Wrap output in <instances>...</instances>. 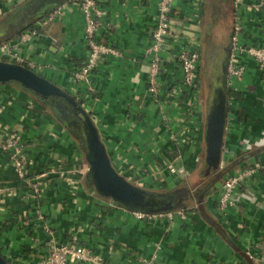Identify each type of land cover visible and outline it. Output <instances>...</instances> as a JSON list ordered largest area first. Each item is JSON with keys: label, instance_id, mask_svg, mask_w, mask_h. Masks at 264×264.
<instances>
[{"label": "crops", "instance_id": "obj_1", "mask_svg": "<svg viewBox=\"0 0 264 264\" xmlns=\"http://www.w3.org/2000/svg\"><path fill=\"white\" fill-rule=\"evenodd\" d=\"M22 1L27 0H0L5 15L0 23ZM51 1L47 13L60 9V14L31 40L22 42L20 30L38 19L41 5L21 9L26 11L23 22L0 27L6 57L16 54L80 100L111 164L127 181L145 190L175 187L200 161L206 117L202 89L196 114L180 91L182 71L175 52L190 35L201 41L208 24L219 35L237 16L242 39L259 43L264 12L252 8L257 0H179L171 22L179 38L164 57L158 78L162 93L156 97L147 91L146 48L157 20V0H98L103 25L97 39L121 54L105 55L85 80L73 76L86 57L84 16L67 0ZM243 60V80L228 97L235 111L222 142L221 164L231 165L226 173L264 159V145L248 151L240 147L242 139L254 141L264 134V79L253 59ZM7 133L20 135L28 173L42 180L36 199L27 196L25 181L16 177L1 149ZM178 153L186 172L173 176L164 167ZM84 161L80 142L50 109L19 85L0 83V252L9 264H36L46 252V227L59 241L77 234L104 264H137L139 258L152 264H264V171L252 180L236 209L220 211L218 188L208 185L187 199L184 217L144 220L98 194L87 181ZM36 206L42 211L39 220Z\"/></svg>", "mask_w": 264, "mask_h": 264}, {"label": "built area", "instance_id": "obj_2", "mask_svg": "<svg viewBox=\"0 0 264 264\" xmlns=\"http://www.w3.org/2000/svg\"><path fill=\"white\" fill-rule=\"evenodd\" d=\"M68 4L76 5L84 16V43L86 46V57L82 64L74 71L73 76L78 80H85L88 74L101 62L102 58L107 54L120 55L121 52L111 46L100 42L97 39L98 30L102 27L103 10L98 4V0H67ZM179 0H157V20L155 28L151 34V41L146 48V58L148 61L147 72V91L154 97L162 93L159 88V73L163 67L164 57L167 53L175 48V44L179 35L171 27L173 18V9ZM252 8L257 11L264 12V0H257L252 4ZM3 10L0 7V14ZM60 14V9H55L42 17L38 18L34 23L26 29L20 31V40L27 42L37 36L42 27L48 25L54 18ZM237 16L233 23L232 34L230 39V48L226 60L225 87L226 89L235 90L238 82L243 80L246 65L243 60L244 56H248L254 60L257 69L264 79V26L260 28L261 41L257 44L242 39V25ZM202 44L200 39L190 35L187 37V44L175 52V59L180 64L182 71V79L180 83V91L186 94L191 113L196 114L200 108V90L201 83L199 79L200 60L202 55ZM7 46H0V60L24 64L23 59L16 54L6 57ZM29 68H33L31 64H25ZM230 98L227 97V116L226 123L230 113L235 110L229 103ZM264 104V100L262 101ZM225 123V129H226ZM225 132V131H224ZM264 134L257 140L250 141L242 139L240 142L241 149L250 150L254 146H263ZM1 149L9 155V160L16 177L24 180L27 186V196L36 199L40 192L42 180L40 177L31 176L29 174V160L26 154L25 146L19 134L7 133L4 138ZM181 155L178 153L175 161L167 162L165 169L170 175L178 176L185 174V168L179 164ZM84 168L89 169L87 161H84ZM219 164V169L223 165ZM28 165V166H27ZM264 171V159L257 160L248 165H241L237 169L224 174L221 186L218 188L217 205L220 211L226 213L229 210L236 209L240 202L244 199L247 188L251 185L252 180ZM34 177V178H33ZM188 207L176 210L162 211H142L131 210L135 218L144 220H167L172 221L175 215L184 217ZM34 216L37 220L42 218V211L39 206L34 208ZM48 239L46 240V252L41 256L36 264H78V262H86L88 264H104L97 254H94L90 248L80 243L77 234L71 233L67 241H59L52 229L46 227ZM1 253V252H0ZM5 257V256H4ZM7 260V258L5 257ZM8 261V260H7ZM9 262V261H8ZM137 264H152V260L139 258Z\"/></svg>", "mask_w": 264, "mask_h": 264}, {"label": "water", "instance_id": "obj_3", "mask_svg": "<svg viewBox=\"0 0 264 264\" xmlns=\"http://www.w3.org/2000/svg\"><path fill=\"white\" fill-rule=\"evenodd\" d=\"M51 3V0H45L36 13V18L45 15L50 10ZM210 32L211 24H208L206 34ZM216 68L217 66L211 80L210 104L204 125L205 163L215 171L219 169L221 160L227 116L226 66L224 71ZM0 83L19 85L42 102L54 107L67 122L70 121L69 124L74 128L73 133L82 143L81 148L89 165L87 176L98 194L130 210L154 212L172 208L165 204L161 195L135 186L114 169L90 115L69 92L27 66L3 60H0ZM215 186L219 188L221 181H217ZM163 204L165 206H161ZM0 264H9L1 253Z\"/></svg>", "mask_w": 264, "mask_h": 264}, {"label": "rangeland", "instance_id": "obj_4", "mask_svg": "<svg viewBox=\"0 0 264 264\" xmlns=\"http://www.w3.org/2000/svg\"><path fill=\"white\" fill-rule=\"evenodd\" d=\"M45 0H27L22 1L15 9L11 11L10 19L5 21L4 23H0V27L12 25L15 23L23 22L26 18V11H21L24 7H28L29 9H34L36 5H41ZM27 8V9H28ZM5 15L2 16L0 14V19L2 20ZM35 21V20H34ZM234 23V22H233ZM232 23V26H233ZM227 25V28L220 29L221 34L215 35L216 30L213 29V32L209 34L204 33L201 44H202V55L200 60V71H199V79L201 83L202 89V99L204 103V109L207 113L209 104H210V91H211V80L213 76L214 65L219 63V60L225 59L226 52L229 51L230 48V39L232 34V27ZM1 44V43H0ZM225 52V55H224ZM15 63V62H14ZM24 65V64H23ZM206 118V117H205ZM70 123V121H69ZM71 125V124H70ZM71 128L74 130L73 126ZM71 134V133H70ZM77 141L80 142V146L82 143L80 139L76 138L77 136L71 134ZM79 137V136H78ZM264 143V142H262ZM202 146V156L200 158L199 163L192 169L186 173L184 179L179 182L173 188L159 187L154 189H148V192L156 193L161 195L162 200L165 201V204L172 207L171 209H181L186 208L188 203L187 199L196 195V193L201 192L202 189H206L208 185L212 184L215 181H222V177L215 178V175L219 172L218 170H212L205 163V145ZM251 150H253L251 148ZM84 154V153H83ZM215 171V173H214ZM87 181L92 184L89 176H87ZM161 206H165L164 204Z\"/></svg>", "mask_w": 264, "mask_h": 264}, {"label": "trees", "instance_id": "obj_5", "mask_svg": "<svg viewBox=\"0 0 264 264\" xmlns=\"http://www.w3.org/2000/svg\"><path fill=\"white\" fill-rule=\"evenodd\" d=\"M32 25V23L29 25V26H31ZM28 26V27H29ZM28 27H26V28H28ZM25 28V29H26ZM24 66H26L25 64H24ZM27 91V90H26ZM228 91V93H226V96L227 97H231L232 96V90H230V89H228L227 90ZM27 92H29V91H27ZM30 93V92H29ZM31 94V93H30ZM32 95V94H31ZM233 95H234V97L235 98H237V96H240V94H238V93H233ZM33 97H35V96H33ZM36 98V97H35ZM76 98V97H75ZM36 99H38V98H36ZM39 100V99H38ZM77 100V102L81 105V103H80V100H78V99H76ZM44 106H46L48 109H50V111L53 113V115L57 118V120L59 121V122H61L64 126H65V128L68 130V132L69 133H71V134H73L74 135V133H73V129L71 128V125L64 119V118H62V117H60L61 116V114L54 108V107H51V106H49L48 104H46V103H44V102H42L41 100H39ZM227 110H228V108H227ZM69 125V126H68ZM77 138V137H76ZM78 139V138H77ZM230 166L231 165H228L227 167L225 166V167H223V168H221L220 170H219V172L215 175V178L217 179L218 177H222V176H224V174H226V172H227V170H228V168H230ZM214 173H215V171H214ZM217 181H215V182H212V184H210L209 186L210 187H213L214 188V186H215V183H216ZM200 193V192H199ZM173 210V209H172Z\"/></svg>", "mask_w": 264, "mask_h": 264}, {"label": "flooded vegetation", "instance_id": "obj_6", "mask_svg": "<svg viewBox=\"0 0 264 264\" xmlns=\"http://www.w3.org/2000/svg\"><path fill=\"white\" fill-rule=\"evenodd\" d=\"M32 13H34V12H32ZM32 13H30V14H32ZM224 55H225V52H224ZM227 55H228V52H226L225 59H223V60H219V63L216 64V65H214V70H215V66H217V68H216L217 70L224 71L225 66H226ZM214 70H213V74H214ZM225 71H226V69H225ZM58 112H59V111H58ZM68 123H69V122H68ZM68 126H69V125H68Z\"/></svg>", "mask_w": 264, "mask_h": 264}]
</instances>
